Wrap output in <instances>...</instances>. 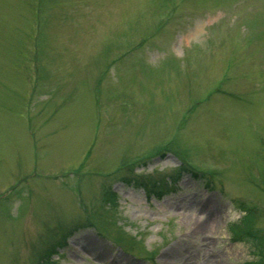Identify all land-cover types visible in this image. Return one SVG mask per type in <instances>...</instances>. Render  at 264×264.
I'll list each match as a JSON object with an SVG mask.
<instances>
[{
    "label": "rangeland",
    "instance_id": "rangeland-1",
    "mask_svg": "<svg viewBox=\"0 0 264 264\" xmlns=\"http://www.w3.org/2000/svg\"><path fill=\"white\" fill-rule=\"evenodd\" d=\"M254 212L264 0H0V264H264Z\"/></svg>",
    "mask_w": 264,
    "mask_h": 264
},
{
    "label": "trees",
    "instance_id": "trees-1",
    "mask_svg": "<svg viewBox=\"0 0 264 264\" xmlns=\"http://www.w3.org/2000/svg\"><path fill=\"white\" fill-rule=\"evenodd\" d=\"M240 225V224H239ZM241 226V225H240ZM254 226L251 215H244L242 218V227H238L235 230V236L241 238L243 235L252 237V240L258 245L261 252H264V237L262 235H251L250 232ZM254 230V229H253ZM255 231V230H254ZM254 264H263L262 262L256 261Z\"/></svg>",
    "mask_w": 264,
    "mask_h": 264
},
{
    "label": "bare ground",
    "instance_id": "bare-ground-1",
    "mask_svg": "<svg viewBox=\"0 0 264 264\" xmlns=\"http://www.w3.org/2000/svg\"><path fill=\"white\" fill-rule=\"evenodd\" d=\"M201 226H202V225H201ZM201 226H200V227H201Z\"/></svg>",
    "mask_w": 264,
    "mask_h": 264
}]
</instances>
